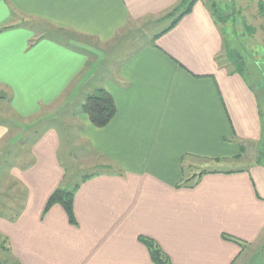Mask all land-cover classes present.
I'll use <instances>...</instances> for the list:
<instances>
[{"label":"crops","instance_id":"obj_1","mask_svg":"<svg viewBox=\"0 0 264 264\" xmlns=\"http://www.w3.org/2000/svg\"><path fill=\"white\" fill-rule=\"evenodd\" d=\"M181 2L0 0V106L6 103L27 128L12 140L29 147L30 157L12 170L28 192L25 210L15 222L0 217V234L21 264H155L140 237L154 240L172 264H236L242 246L264 234V167L249 159L264 142L260 98L243 76L219 64L224 36L203 0L162 34ZM17 17L100 45L130 24L170 25L95 78L92 47L36 37ZM98 88L117 107L101 129L80 110ZM59 101L62 125L71 123L78 141L108 161L102 175L80 184L77 225L60 205L44 213L68 179L64 132L56 118L42 115ZM9 136L0 124V146ZM187 160L248 168L210 170L197 187L180 188Z\"/></svg>","mask_w":264,"mask_h":264},{"label":"rangeland","instance_id":"obj_2","mask_svg":"<svg viewBox=\"0 0 264 264\" xmlns=\"http://www.w3.org/2000/svg\"><path fill=\"white\" fill-rule=\"evenodd\" d=\"M203 1L207 3V0ZM217 2L225 16H229L233 12L231 3L234 2L236 5L234 11L236 13L235 21L233 22L230 19L226 24H219L220 29L226 30L225 38L228 43V50H224L222 53L219 64L221 66L226 65L229 69L234 70L235 66L229 59V50L240 54L246 68V80L258 94L264 109V17L259 13L258 0H217ZM16 20L32 28L36 37L51 31L45 22L39 20L25 17H17ZM169 25V22L157 25L145 23L141 26L130 24L108 45L97 44L95 41L77 34L63 37V41L71 42L78 47L93 48L89 62L92 66V73L97 74L95 78H99L97 77L98 74H110L109 72L113 70L114 65L134 53L139 47L148 44ZM75 98H73V102H77ZM59 105H61L60 101L56 106L45 110L42 115L43 118H45V115H48V118H56L59 122L58 125L64 132L67 146L63 151L64 158H62V161L68 169V179L63 186L67 190H72L81 183L85 176L97 173L101 167L108 164V161L95 155L85 143L78 141L77 128L72 127L71 123H66L65 126L62 125L64 122L61 118L63 112H61ZM8 108L6 103H2L0 106V112L4 114L0 113V118L7 123L11 135L4 142V145L0 146V217L9 220L20 209L24 192L13 177L12 170L27 165L30 157L27 155L29 147L24 146L22 142L20 145L18 140H12L18 132L23 137L22 133L26 132L27 128L24 129L21 125H18L20 124L19 121L11 115ZM249 159L258 160L264 167V142L259 149L253 150ZM238 168H248V165L246 162L218 164L200 160H187L186 176L191 178L207 170L226 171ZM0 246V260L17 259L12 252L9 240L1 234ZM9 249L12 256L7 251ZM236 264H264V234L255 244L245 247L244 255Z\"/></svg>","mask_w":264,"mask_h":264},{"label":"trees","instance_id":"obj_3","mask_svg":"<svg viewBox=\"0 0 264 264\" xmlns=\"http://www.w3.org/2000/svg\"><path fill=\"white\" fill-rule=\"evenodd\" d=\"M197 1L199 0H182L179 6H177L170 14L166 16V18H172L174 19V21H173L172 26L166 31H164L162 34L170 31L173 27H175L178 24V22L184 16L189 14L192 11L193 6L195 5ZM206 4L208 5V8L210 9L218 25L221 23L226 24V22L230 19H232L233 22L235 21L236 13L234 11H235L236 5L234 2L231 3L233 12L229 16H225V14L220 10V6L217 0H207ZM258 8H259L260 15L264 17V0H258ZM46 24L50 27L51 31L43 33L41 35L43 38L54 40L67 47L74 48L76 46V44H72L71 42L63 41V37L69 36L70 34H74V33L68 32L67 30H64V29L56 28L48 23ZM221 32H222V35L224 36V50H228V43L225 38L226 30L221 29ZM158 37L159 36L155 38V41L157 40ZM155 41H154V44H155ZM229 59L235 66L234 73H238L246 79V76H245L246 68H245V64H244L242 56L238 54L237 52L229 50ZM80 110L82 113L86 114L89 117L92 125L100 129L107 127L112 122V120L117 114V107H116L114 98L104 88H98L92 91L91 93H89L86 96V99L83 105L81 106ZM262 116L264 118L263 108H262ZM0 124L7 125V123H5L4 120H2L1 118H0ZM25 143L27 142H24V144ZM103 169H106V167L100 168V170H103ZM66 170L68 169L66 168ZM100 170L97 173L85 176L82 179L81 183L86 182L94 177L102 175L103 172H101ZM183 171L184 173H186L185 169H183ZM209 173H212V172L207 170V171H203L197 176H193L191 178H184L185 179L184 182L179 187L193 189L198 186L202 177ZM80 184H78L72 190H67L66 188H64L63 185H61L49 198L44 213H48L54 206L60 205L64 208L68 216L69 222L72 225H77L74 203H75L76 193L80 188ZM27 198H28V192L27 190H25L23 192V203L20 209L18 210L16 214H14L13 217L9 218V221L15 222L16 220L20 218V216L25 210ZM227 239L230 241L234 240L232 238H227ZM140 241L149 249L151 258L155 264H172L170 258L163 252L161 247L154 240L150 238H146V237H140ZM245 247L246 246H242L243 250H245ZM7 251L9 252V255L12 256L11 250L9 249ZM0 264H21V262L15 258H8L6 260H0Z\"/></svg>","mask_w":264,"mask_h":264}]
</instances>
